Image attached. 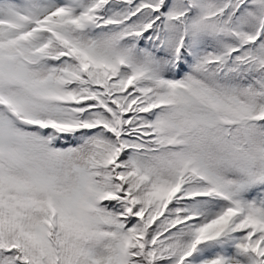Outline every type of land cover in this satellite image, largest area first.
<instances>
[{"label":"snow or ice","instance_id":"obj_1","mask_svg":"<svg viewBox=\"0 0 264 264\" xmlns=\"http://www.w3.org/2000/svg\"><path fill=\"white\" fill-rule=\"evenodd\" d=\"M0 264H264V0H0Z\"/></svg>","mask_w":264,"mask_h":264}]
</instances>
